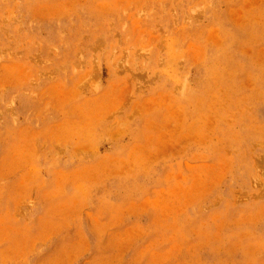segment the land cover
Here are the masks:
<instances>
[{
  "label": "rangeland",
  "instance_id": "obj_1",
  "mask_svg": "<svg viewBox=\"0 0 264 264\" xmlns=\"http://www.w3.org/2000/svg\"><path fill=\"white\" fill-rule=\"evenodd\" d=\"M0 264H264V0H0Z\"/></svg>",
  "mask_w": 264,
  "mask_h": 264
}]
</instances>
